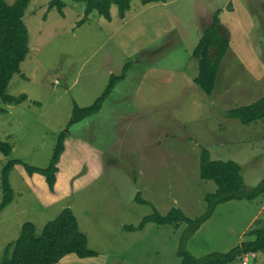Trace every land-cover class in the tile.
Segmentation results:
<instances>
[{"label": "rangeland", "instance_id": "rangeland-1", "mask_svg": "<svg viewBox=\"0 0 264 264\" xmlns=\"http://www.w3.org/2000/svg\"><path fill=\"white\" fill-rule=\"evenodd\" d=\"M50 1L31 0L24 11L28 51L6 93L26 99H0V141L12 146L0 152V204L3 168L19 161L0 210V259L24 223L40 235L68 208L95 255L68 254L58 264H181L186 223L137 227L172 208L190 219L205 214V195L217 186L200 178L202 153L237 162L247 189L264 178V118L243 124L227 116L264 96V0H132L123 17L112 5L110 19L93 10L80 25L84 1L61 0V11ZM216 13L231 47L207 95L194 82L191 52ZM110 82L100 110L71 122L74 108L93 104ZM61 133L50 190L26 167H47ZM255 224L264 227V193L217 204L185 248L195 257L227 252L251 239ZM249 264H264V252Z\"/></svg>", "mask_w": 264, "mask_h": 264}, {"label": "trees", "instance_id": "trees-1", "mask_svg": "<svg viewBox=\"0 0 264 264\" xmlns=\"http://www.w3.org/2000/svg\"><path fill=\"white\" fill-rule=\"evenodd\" d=\"M31 0H15L7 4L0 0V99L3 103H19L26 99L25 94L17 97L6 93L9 81L14 74H20V63L24 60L28 51V30L23 21L24 11ZM86 3L84 18L78 21L82 24L86 17L96 10L106 19H110V8L116 6L120 17L130 9L132 0H77ZM143 4L160 0H140ZM56 6L60 11L63 7L61 0H51L49 7ZM216 19L205 28L204 32L194 46L191 56L197 61V74L195 84L205 94L209 95L214 89L216 77L222 57L229 47L227 38L220 32ZM215 51V52H214ZM214 52V53H213ZM119 79V77L117 78ZM114 82V80H113ZM110 82L106 90L96 101L86 107H75L71 122H78L101 108L102 101L113 87ZM1 110V109H0ZM229 118L238 119L243 124H249L264 118V96L254 103L243 105L228 111ZM70 122V123H71ZM65 133H61L47 167L38 168L27 166L29 174L39 173L46 178L50 190L54 189L56 182L57 163L64 150ZM12 146L0 141V152L8 155ZM19 161L7 162L2 171L3 199L0 210L6 206L12 198L11 190L7 182L8 171ZM200 178L212 180L217 189L213 193L205 195L208 209L204 215L195 219L187 218L178 208H172L167 214L154 213L143 218L137 229H142L148 222L160 225H172L177 228L186 223V227L180 237L177 255L181 264H230L237 262L240 257L249 251L264 252V227L255 224L250 228L249 240H243L227 252H211L204 256L195 257L185 248V240L196 231L200 224L208 219L217 204L230 199H254L264 193V178L253 188H245L241 175L240 165L233 160H211L206 151L200 159ZM141 201L139 197L136 198ZM129 229H135L130 227ZM68 254H75L80 258L91 257L95 252L87 248L86 236L78 230L76 218L68 208L43 228L40 235H36L35 226L24 223L18 240L9 244L0 264H58Z\"/></svg>", "mask_w": 264, "mask_h": 264}, {"label": "built area", "instance_id": "built-area-1", "mask_svg": "<svg viewBox=\"0 0 264 264\" xmlns=\"http://www.w3.org/2000/svg\"><path fill=\"white\" fill-rule=\"evenodd\" d=\"M258 256V252L249 251L244 253L240 259L238 260V264H249L251 258H256Z\"/></svg>", "mask_w": 264, "mask_h": 264}, {"label": "crops", "instance_id": "crops-1", "mask_svg": "<svg viewBox=\"0 0 264 264\" xmlns=\"http://www.w3.org/2000/svg\"><path fill=\"white\" fill-rule=\"evenodd\" d=\"M229 42H230V41H229ZM229 47H231V42L229 43ZM54 185H55V184H54ZM260 196H261V195H260ZM256 198H257V197H256ZM258 212H259V211H258ZM255 216H256V215H255ZM255 216H253L252 220L255 218ZM252 220H251V221H252ZM179 226H181V224H180ZM179 226H178V227H179ZM178 227H177V228H178ZM191 253H192V252H191ZM192 254H193V253H192ZM193 255L195 256V254H193ZM236 264H238V262H237Z\"/></svg>", "mask_w": 264, "mask_h": 264}]
</instances>
